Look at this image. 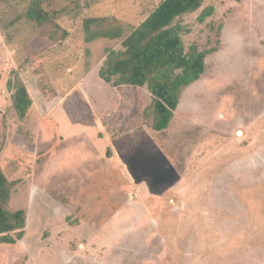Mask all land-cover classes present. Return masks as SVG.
Returning a JSON list of instances; mask_svg holds the SVG:
<instances>
[{
    "label": "rangeland",
    "instance_id": "obj_1",
    "mask_svg": "<svg viewBox=\"0 0 264 264\" xmlns=\"http://www.w3.org/2000/svg\"><path fill=\"white\" fill-rule=\"evenodd\" d=\"M33 1L0 0V166L27 214L0 264H264V0H205L179 21L186 49L213 52L163 132L146 88L98 78L120 41L83 29L105 18L128 34L162 0H44L43 25Z\"/></svg>",
    "mask_w": 264,
    "mask_h": 264
},
{
    "label": "trees",
    "instance_id": "obj_2",
    "mask_svg": "<svg viewBox=\"0 0 264 264\" xmlns=\"http://www.w3.org/2000/svg\"><path fill=\"white\" fill-rule=\"evenodd\" d=\"M204 2L162 0L128 34L122 25H111L105 18H87L83 22L86 43L102 39L120 41V49L107 50L98 78L113 88H146L151 95L152 129L156 132L169 128L179 107L181 92L201 79L206 70V59L213 52L200 51L195 44L186 49L185 29L179 23L185 16L197 12ZM43 4L44 0L32 2L25 15L28 21L43 25L51 20ZM212 13L213 8L204 10L200 21ZM64 35L66 37L67 33ZM52 39L57 41L55 37ZM8 91L15 114L20 120L25 119L33 102L20 77L8 81ZM15 185L0 166V246H13L26 234V212L9 208Z\"/></svg>",
    "mask_w": 264,
    "mask_h": 264
}]
</instances>
